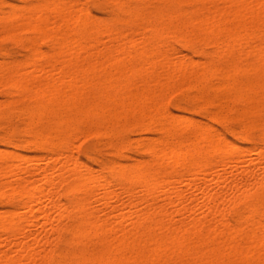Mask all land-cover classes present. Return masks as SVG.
<instances>
[{
	"label": "bare ground",
	"instance_id": "obj_1",
	"mask_svg": "<svg viewBox=\"0 0 264 264\" xmlns=\"http://www.w3.org/2000/svg\"><path fill=\"white\" fill-rule=\"evenodd\" d=\"M21 1L5 11L0 0V38L26 51L0 59V87L18 96L9 105L23 116L25 148L45 154L0 149V264H264V145L242 153L210 122L167 106L185 91L210 119L237 101L239 119L264 107V0H167L153 17L111 0L130 14L123 26L83 0ZM172 37L208 44L213 57L181 55ZM129 118L161 136L142 140L147 157L111 181L75 154L73 136L111 137ZM64 240L74 250L55 252Z\"/></svg>",
	"mask_w": 264,
	"mask_h": 264
},
{
	"label": "rangeland",
	"instance_id": "obj_2",
	"mask_svg": "<svg viewBox=\"0 0 264 264\" xmlns=\"http://www.w3.org/2000/svg\"><path fill=\"white\" fill-rule=\"evenodd\" d=\"M83 1L89 7L91 12L94 14V17L102 23H112V22L115 23L116 22L115 24H117L118 26H123L124 22L130 19V14L129 13L127 14V12H122L121 10L118 11L119 10L118 5L111 3V0H83ZM132 1H133V3L135 2L134 5H132L133 4ZM3 2H4V10L5 11L10 9L9 2H10V4H15V5H18V3H19V5H20V3L22 4L21 0H3ZM206 3H207V5H218L217 2L207 1ZM153 4H154V6H153ZM138 5H142V7L145 9V12L147 13V16L153 17L154 10L156 7H164V9L168 8L169 2L167 0H162V2H161V0H151V1H145V2H139L137 0H129V6L130 7L133 8V7H136ZM121 14H123V15H121ZM125 14H127V15H125ZM116 18H117V21H116ZM120 19H121V21H118ZM122 21H123V23H122ZM139 23L142 25V27H147V18L146 19L145 18L140 19ZM5 24L7 25L8 23H5ZM21 36H22L23 40H25L29 36V34L26 32H22ZM172 38L170 39L171 44L173 46L175 45L174 47L179 50L181 55L183 53V55H187V57H192L195 60L197 58V60H201V61H203V60L206 61L209 58L213 57V50H212L213 47L212 46L210 47V45H208V44H205L202 42L204 44L203 45L200 41H198V43H199L198 44L197 41L196 42L194 41L195 44H193V42H192V44L189 46L190 43H188V45H186L187 43L181 41L179 37L178 38L174 37L173 38L174 41L172 40ZM172 41H173V43H172ZM179 41L182 43H180ZM22 44L24 45L23 42H19V41L13 42L12 38L7 37V36L6 37L2 36L0 38V55H1L0 59H2L3 55H5L4 57L8 61L9 60L10 61L15 60L17 62H20V60L24 59V57H25L24 53H26L25 48L22 47L23 46ZM197 49L198 50L200 49V50L198 51ZM1 62H3V61L0 60V63ZM4 88H6V89H4ZM8 89H9L8 87H0V94H1L0 95V102H1V106H0V149L15 150V151L20 152L22 154H29V155H34V153L44 155L45 154L44 151L39 152V151L35 150L34 148L33 149H26L25 148L27 141L30 138L26 135V133H24L25 132V125H24V122L22 121L23 116H21L22 114L19 111V109H17L18 107L16 105H14V106L9 105L10 100L16 99V97L18 98V96L14 94L13 89H9L11 91H9ZM181 92H172L169 95L167 106L173 115H175V114H176L175 116L180 115L183 117L190 118L192 120L194 119L195 121H199V122H202L204 120L203 123L204 122H210L211 124L216 126V128L219 129L223 133V135L228 140H230L232 143H234L238 146L240 145L239 146L240 148L242 146L243 147L245 146L244 151H242L243 149L240 150L242 153L245 152V150L250 148V147H253L256 145H258V146L264 145L263 144L264 136H262V135H264V133H263L264 132V123H263L264 122V107H261L259 105L254 106L253 108H251L250 113L246 117L239 119V117H237V109L241 108L242 104L240 101H237L236 103H238V104H234L235 108H233L228 113V115L226 117H217V118L210 119L207 117V115H205L206 112L203 113V111H205V108L202 106L201 102L198 103L194 99L188 98L185 91H181ZM2 104H4V106ZM240 104H241V106H240ZM193 106L195 107V109ZM1 109H2V111H1ZM192 109H194L195 111ZM233 113H235V114H233ZM17 115H19V116H17ZM232 115H234V116L232 117ZM234 117L237 120L239 119L243 122L239 121L240 122L239 123ZM21 118H22V120H21ZM129 119L130 120L120 121V122H117L116 124H114L113 125V128H114L113 131L114 132H113V135L111 137H101L97 133H95L93 130L86 129V128L84 129L85 131H83V129H82V131L80 130L81 132H76L73 136V144H75L74 145L75 154L78 157H80L82 160L87 161L97 171H98V169L100 170V169L104 168L107 171L108 179L110 178L109 180H111V181H115L117 179V171L121 167H124L125 169L131 171L134 169L135 165L139 162L138 160H141V159H144L147 157V152L145 151V149H143L140 146V142L142 140L147 139L149 137L151 139H153V138L161 136V133L154 126H149L148 128L145 129V128H143V126L140 125L139 122H137V120H135L133 118H129ZM132 119H133V121H132ZM19 121H21V122H19ZM257 121H259V122H257ZM6 122H8V123L10 122V123L7 125ZM126 123H128V124H126ZM130 123L132 124L131 126H130ZM258 123H260L261 125L259 126ZM117 124L118 125L120 124V125L118 126ZM9 126H12V127H9ZM7 127L9 128V130L6 129ZM22 128H24V129H22ZM7 130H8V132H7ZM241 131H243V132L241 133ZM261 131H263V132H261ZM87 133H88V135H87ZM259 134H261V135H259ZM247 138H250L249 139L250 142ZM244 139H247V140H245L246 142L244 141ZM12 141H14V142H12ZM261 142H262V144H261ZM138 143H139V145H138ZM139 146H140V148H139ZM134 151H136V152H134ZM256 156L257 155L255 153H250V155H249V157H251V158H256ZM134 163H136V164H134ZM115 165H116V167H115ZM105 166H107V167H105ZM226 171H230V169L226 168ZM203 176H205L204 177L205 180H206V178H207V181L210 180L209 179L210 177L209 176L206 177V175L201 174L199 177L202 179ZM204 178L202 180H204ZM183 188L188 189V187H186V186H183ZM219 190H221V189H219ZM117 191H119V189ZM120 191H119V193H120ZM101 192L103 193L102 189H100V193ZM122 196L124 198L123 200L127 199L126 197H124V195H121V197ZM41 225L42 224H37L34 227V230L35 231H43V229L44 230L49 229V228H45L43 225L42 226ZM63 236L65 239L70 238V234L67 232H65L63 234ZM51 240H54L53 236L51 237ZM64 241L65 242L61 241V243H60V241L55 242L56 244L53 242L54 246L53 245L52 246H53V249L55 252L65 251V250L66 251L67 250H71V251L74 250V248L73 249L71 248L73 246H71L67 242V240H64Z\"/></svg>",
	"mask_w": 264,
	"mask_h": 264
}]
</instances>
